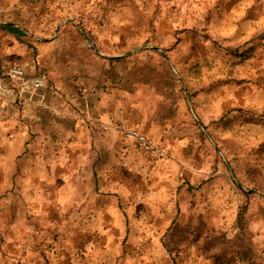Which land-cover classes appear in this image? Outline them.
<instances>
[{"label": "crops", "instance_id": "1", "mask_svg": "<svg viewBox=\"0 0 264 264\" xmlns=\"http://www.w3.org/2000/svg\"><path fill=\"white\" fill-rule=\"evenodd\" d=\"M64 5L35 0L21 21L0 13V72L19 59L29 75L48 79L25 102L0 101V193L21 196L38 221L37 230L6 228L18 264H264L261 250L240 253L236 230L225 247L215 236L224 224L216 195L227 192L217 184L227 171L209 140L230 155L235 128L264 131V12L245 23L260 46L247 52L254 44L246 38L236 67L205 49L175 71L145 54L147 70L136 75L134 49L118 45L119 33L77 26L64 19ZM106 122L139 129L168 154L141 151Z\"/></svg>", "mask_w": 264, "mask_h": 264}, {"label": "rangeland", "instance_id": "2", "mask_svg": "<svg viewBox=\"0 0 264 264\" xmlns=\"http://www.w3.org/2000/svg\"><path fill=\"white\" fill-rule=\"evenodd\" d=\"M64 1L67 4L61 9L64 19H72L79 27H92L98 31L101 28L104 37H107V31L119 33L118 45L123 49L127 46L134 49L135 60L139 65L136 75L147 70L148 66L143 63L145 54L160 55L168 68L175 71L176 64L187 66L192 56L200 58L205 49L208 54L219 53L231 67H236L243 59L241 54L245 39L252 38L245 23L255 21L254 12H264V0ZM33 3L35 0H0V13L10 14V20L19 17L21 21L25 14L30 16ZM262 21L264 25V18ZM250 41L254 47L247 52L256 53L260 41L253 38ZM16 63L25 67L22 60L17 59ZM174 86V83H152V87H164L165 90H174ZM176 88L190 99L186 83L178 82ZM186 104L193 120L205 130L191 99H187ZM247 126L251 127L242 131L235 128L232 132L230 147L236 153L230 155H226L220 145L209 138L214 147L215 164L219 162L221 170L227 171L225 179H220L217 184L227 192L216 195L219 206L215 210V219L222 220L224 224L216 227L215 236L222 243L225 242L222 245L225 247L236 230L235 236L238 235L252 253L261 250L263 254L264 131L254 125ZM203 133L204 137H208L206 130ZM239 140L244 144L242 147H239ZM4 181L0 178V184ZM20 197L8 195L7 192L0 193V264H18L12 254L14 243L6 233V228L12 230L10 227L13 225L14 230L16 222H25L28 225L26 228L30 229L31 226L37 230V212L22 210ZM42 230H39V234Z\"/></svg>", "mask_w": 264, "mask_h": 264}, {"label": "built area", "instance_id": "3", "mask_svg": "<svg viewBox=\"0 0 264 264\" xmlns=\"http://www.w3.org/2000/svg\"><path fill=\"white\" fill-rule=\"evenodd\" d=\"M48 85L45 74L29 75L24 67L12 63L5 72H0V101L10 105H18L25 102L38 90H43ZM56 110L55 114H61ZM77 118L80 114L73 113ZM85 120L94 123L96 118L84 117ZM105 130L115 131L127 140H130L141 151L154 156L162 157L168 154V147L161 141L147 135L137 128L126 126L120 122L102 123Z\"/></svg>", "mask_w": 264, "mask_h": 264}, {"label": "trees", "instance_id": "4", "mask_svg": "<svg viewBox=\"0 0 264 264\" xmlns=\"http://www.w3.org/2000/svg\"><path fill=\"white\" fill-rule=\"evenodd\" d=\"M243 194H246L245 192H243ZM237 237H238V235H236V236H234V240H235V243H236V245H237V249L240 251V253L242 254V255H250V252H251V249L249 248V247H247L246 245H245V243L243 242V240H240L239 239V237H238V239H237ZM252 253V252H251ZM248 257H250V256H248ZM249 260H252V256L249 258Z\"/></svg>", "mask_w": 264, "mask_h": 264}]
</instances>
